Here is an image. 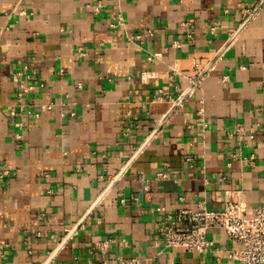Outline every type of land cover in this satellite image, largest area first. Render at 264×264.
Masks as SVG:
<instances>
[{
    "label": "crops",
    "instance_id": "0c3cea01",
    "mask_svg": "<svg viewBox=\"0 0 264 264\" xmlns=\"http://www.w3.org/2000/svg\"><path fill=\"white\" fill-rule=\"evenodd\" d=\"M231 200H264V0H0V264H238L157 233Z\"/></svg>",
    "mask_w": 264,
    "mask_h": 264
},
{
    "label": "built area",
    "instance_id": "2783aa9c",
    "mask_svg": "<svg viewBox=\"0 0 264 264\" xmlns=\"http://www.w3.org/2000/svg\"><path fill=\"white\" fill-rule=\"evenodd\" d=\"M92 8L94 12H98L101 5L96 2ZM112 18V26L122 25L120 13H113ZM24 92L22 90L19 93ZM46 108L41 107L40 110ZM236 132L237 129L227 135L231 137ZM257 133L255 129H249L246 144H255ZM242 139L243 136H239L238 142ZM158 176L165 177L162 174ZM245 214V204L240 200L227 202L221 210L179 209L165 216L164 221L158 224L157 233L165 249L178 248L202 254L216 250L215 241L208 237V233L217 230L235 247L228 255L232 261L238 264H264V200L250 217ZM4 255L5 251L0 250V261Z\"/></svg>",
    "mask_w": 264,
    "mask_h": 264
},
{
    "label": "water",
    "instance_id": "95a60500",
    "mask_svg": "<svg viewBox=\"0 0 264 264\" xmlns=\"http://www.w3.org/2000/svg\"><path fill=\"white\" fill-rule=\"evenodd\" d=\"M204 72H205V71H203V72L199 75V78L202 77V75L204 74ZM199 78H198V80H199ZM186 93H187V91L184 92V93L181 95V97L177 100V102H176L175 104L172 105V107L170 108L171 110L169 111V113H171V112L174 110V108H175V107L181 102L182 98L185 96Z\"/></svg>",
    "mask_w": 264,
    "mask_h": 264
}]
</instances>
